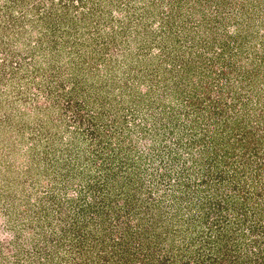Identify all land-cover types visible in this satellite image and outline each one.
<instances>
[{
	"label": "rangeland",
	"instance_id": "374dc122",
	"mask_svg": "<svg viewBox=\"0 0 264 264\" xmlns=\"http://www.w3.org/2000/svg\"><path fill=\"white\" fill-rule=\"evenodd\" d=\"M220 263L264 264V0H106V264ZM0 264H105V0H0Z\"/></svg>",
	"mask_w": 264,
	"mask_h": 264
},
{
	"label": "trees",
	"instance_id": "16d2710c",
	"mask_svg": "<svg viewBox=\"0 0 264 264\" xmlns=\"http://www.w3.org/2000/svg\"><path fill=\"white\" fill-rule=\"evenodd\" d=\"M209 155V154H208ZM215 158L216 157H211V156H208V158L205 160L206 161V165L208 166V175L210 176V175H212V172H213V170H214V168L216 169L218 166H217V164L215 163ZM147 208H145L144 209V211L146 210ZM136 214H138L137 212H135ZM136 221H140V219H136ZM145 224V223H144ZM142 225V224H141ZM145 234L146 233H148L147 232V230L144 228L143 230H142ZM174 243V242H173ZM146 244H149V243H146ZM151 244V243H150ZM147 250L149 251V249L147 248ZM100 254H102V253H100ZM219 259H218V262H219V260H220V262H222L221 261V258L223 257V254L221 255V254H219L218 256H217ZM221 264V263H220Z\"/></svg>",
	"mask_w": 264,
	"mask_h": 264
}]
</instances>
